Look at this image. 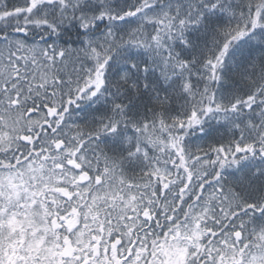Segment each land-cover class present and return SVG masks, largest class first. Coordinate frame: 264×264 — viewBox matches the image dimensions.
<instances>
[{"label": "snow or ice", "instance_id": "snow-or-ice-1", "mask_svg": "<svg viewBox=\"0 0 264 264\" xmlns=\"http://www.w3.org/2000/svg\"><path fill=\"white\" fill-rule=\"evenodd\" d=\"M0 264H264V0H0Z\"/></svg>", "mask_w": 264, "mask_h": 264}]
</instances>
